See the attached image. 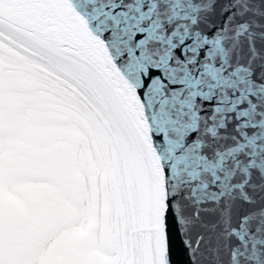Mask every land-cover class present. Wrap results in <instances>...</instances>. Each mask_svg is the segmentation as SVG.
I'll return each mask as SVG.
<instances>
[{"label": "snow or ice", "instance_id": "1", "mask_svg": "<svg viewBox=\"0 0 264 264\" xmlns=\"http://www.w3.org/2000/svg\"><path fill=\"white\" fill-rule=\"evenodd\" d=\"M0 264H264V0H0Z\"/></svg>", "mask_w": 264, "mask_h": 264}]
</instances>
